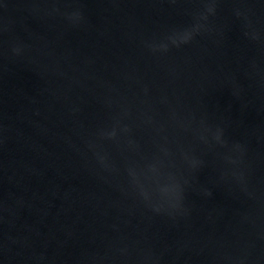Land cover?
Here are the masks:
<instances>
[{
  "label": "water",
  "instance_id": "water-1",
  "mask_svg": "<svg viewBox=\"0 0 264 264\" xmlns=\"http://www.w3.org/2000/svg\"><path fill=\"white\" fill-rule=\"evenodd\" d=\"M0 264H264V0H0Z\"/></svg>",
  "mask_w": 264,
  "mask_h": 264
}]
</instances>
